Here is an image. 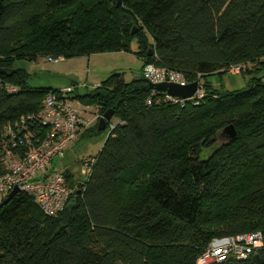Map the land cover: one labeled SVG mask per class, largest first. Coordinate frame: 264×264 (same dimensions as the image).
<instances>
[{
    "label": "trees",
    "instance_id": "1",
    "mask_svg": "<svg viewBox=\"0 0 264 264\" xmlns=\"http://www.w3.org/2000/svg\"><path fill=\"white\" fill-rule=\"evenodd\" d=\"M132 39L142 68L177 70L189 83L200 75L205 97L173 105L142 76L121 75L75 92L120 124L60 214L44 215L23 193L1 207L0 264H195L214 240L255 232L261 249L220 264H264V83L244 70L241 89L208 82L264 57V0H0V82L17 90L0 87V138L58 91L28 88L15 61L128 52ZM229 125L235 137L219 142ZM175 136L186 138L180 150Z\"/></svg>",
    "mask_w": 264,
    "mask_h": 264
},
{
    "label": "built area",
    "instance_id": "2",
    "mask_svg": "<svg viewBox=\"0 0 264 264\" xmlns=\"http://www.w3.org/2000/svg\"><path fill=\"white\" fill-rule=\"evenodd\" d=\"M244 69L245 66L239 64L229 66L227 71L238 75ZM141 74L147 84L168 83L182 87L190 84L181 72L154 63L144 65ZM195 82L197 88L191 98L177 99L166 95L164 101L181 107L188 103L197 106L206 93L200 75H197ZM0 87L8 93L17 92L16 88L1 82ZM98 87L99 85L93 89ZM75 92L74 88L50 92L42 100L41 109L36 114L22 117L3 127L0 138V203L16 191V194L30 195L46 216L55 217L65 209L76 185L69 187L64 172L54 167V161L64 157L66 147L88 124L82 112L72 105L74 100L71 97ZM100 118V115L96 116L97 120ZM89 162L90 165L85 164L82 168L86 175L90 172L94 158ZM262 245V235L259 232L214 240L195 264L245 261L261 249Z\"/></svg>",
    "mask_w": 264,
    "mask_h": 264
},
{
    "label": "rangeland",
    "instance_id": "3",
    "mask_svg": "<svg viewBox=\"0 0 264 264\" xmlns=\"http://www.w3.org/2000/svg\"><path fill=\"white\" fill-rule=\"evenodd\" d=\"M116 1L120 4V0ZM134 27L138 28L137 25ZM143 33L150 42L147 32L143 30ZM128 48V52L97 53L53 61H47L45 58H38L35 62L18 60L15 61L14 67L25 72L28 88L53 90L74 88L79 96H83L94 87L101 86L112 75H121L126 83L141 78L142 61L135 55L137 52L135 39L129 42ZM260 61H264V57L255 58L242 65L245 66L244 71L247 78L261 77L264 83V71H258V62ZM225 71L226 73L222 74L220 80L218 76H211L208 78V82L213 86L221 84L226 90L241 89L245 86L246 79L242 77V73L237 75L229 73L227 69ZM250 71L251 74H249ZM72 105L82 112V116L88 124L85 125L81 133L79 132L78 137L66 147L64 157L54 161V167L58 171H70L77 186L86 180L87 175L83 173L82 168L85 164L90 165L89 161L100 152L109 134L110 126L114 127L120 124V120L117 116H113L108 122L107 129L98 132L99 120L96 119V116L99 115V108L84 106L78 100H75ZM174 140L175 148L180 150L186 138L175 136ZM216 149L217 147L202 150L200 159L206 160Z\"/></svg>",
    "mask_w": 264,
    "mask_h": 264
},
{
    "label": "water",
    "instance_id": "4",
    "mask_svg": "<svg viewBox=\"0 0 264 264\" xmlns=\"http://www.w3.org/2000/svg\"><path fill=\"white\" fill-rule=\"evenodd\" d=\"M136 32L132 31V35ZM147 87L150 91H155V92H161L165 93L169 97L172 98H177V99H188L191 98L197 88V83L193 82L188 84L185 87L174 85V84H168V83H163V84H158V85H152V84H147ZM113 116L112 111H107L100 119L98 122V132H101L105 129L106 124L111 120ZM235 137V132L234 129L231 125L224 127L221 132L219 133V142H226L229 140H232ZM16 194V191H13L6 200L0 203V209L3 205H5L14 195Z\"/></svg>",
    "mask_w": 264,
    "mask_h": 264
},
{
    "label": "crops",
    "instance_id": "5",
    "mask_svg": "<svg viewBox=\"0 0 264 264\" xmlns=\"http://www.w3.org/2000/svg\"><path fill=\"white\" fill-rule=\"evenodd\" d=\"M82 130H83V129H82ZM82 130H81V131H82ZM81 131H80V133H81ZM77 137H78V136H77Z\"/></svg>",
    "mask_w": 264,
    "mask_h": 264
}]
</instances>
